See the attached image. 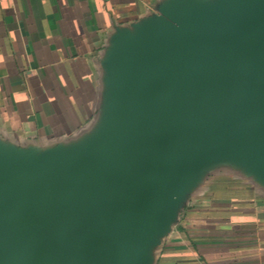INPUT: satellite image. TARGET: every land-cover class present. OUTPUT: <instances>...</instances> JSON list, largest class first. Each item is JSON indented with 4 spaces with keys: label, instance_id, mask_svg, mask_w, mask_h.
Returning <instances> with one entry per match:
<instances>
[{
    "label": "water",
    "instance_id": "1",
    "mask_svg": "<svg viewBox=\"0 0 264 264\" xmlns=\"http://www.w3.org/2000/svg\"><path fill=\"white\" fill-rule=\"evenodd\" d=\"M158 10L114 34L90 136L0 146V264H153V246L216 169L264 190V0Z\"/></svg>",
    "mask_w": 264,
    "mask_h": 264
},
{
    "label": "crops",
    "instance_id": "2",
    "mask_svg": "<svg viewBox=\"0 0 264 264\" xmlns=\"http://www.w3.org/2000/svg\"><path fill=\"white\" fill-rule=\"evenodd\" d=\"M167 1L0 0V146L42 151L90 136L114 34ZM231 172L192 188L153 264H264V190Z\"/></svg>",
    "mask_w": 264,
    "mask_h": 264
},
{
    "label": "rangeland",
    "instance_id": "3",
    "mask_svg": "<svg viewBox=\"0 0 264 264\" xmlns=\"http://www.w3.org/2000/svg\"><path fill=\"white\" fill-rule=\"evenodd\" d=\"M229 171H232L231 173H230V179H232V180H237V181H241V180H239L240 178H241V176L239 175V170H237V168H232V169H230V168H218V169H216L214 172H217V173H222V172H229ZM248 180V182H250V178L249 179H247Z\"/></svg>",
    "mask_w": 264,
    "mask_h": 264
}]
</instances>
